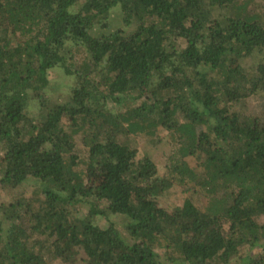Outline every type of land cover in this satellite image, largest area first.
I'll list each match as a JSON object with an SVG mask.
<instances>
[{
  "label": "trees",
  "instance_id": "obj_1",
  "mask_svg": "<svg viewBox=\"0 0 264 264\" xmlns=\"http://www.w3.org/2000/svg\"><path fill=\"white\" fill-rule=\"evenodd\" d=\"M55 263L264 264V0H0V264Z\"/></svg>",
  "mask_w": 264,
  "mask_h": 264
},
{
  "label": "rangeland",
  "instance_id": "obj_2",
  "mask_svg": "<svg viewBox=\"0 0 264 264\" xmlns=\"http://www.w3.org/2000/svg\"><path fill=\"white\" fill-rule=\"evenodd\" d=\"M116 26V25H115ZM252 63V61L248 60V64ZM62 79V78H61ZM60 81V80H58ZM56 96H60V97H65L64 95V91L61 90V92H59L58 94H54L51 98L54 99ZM60 100V99H59ZM155 136L156 137H164L166 136V132L161 129L158 128L155 132ZM139 151H140V157H142V155H145L146 153L150 152V145L149 144H143V141H139V145H138ZM152 158L156 161V164L158 166V170L160 172L161 175H164L165 172H167V168H166V164L164 162V159L162 157V153L161 150H155V152H153ZM189 165L192 166V168L195 167V162H193V160L189 161ZM33 184H25L21 187H19L18 189H16L13 192V195H29L31 193V191L34 189V187H32ZM191 188L192 185H186L183 187V185L179 184L177 181H173V185L172 187L167 190L164 194V197L161 200V203L164 207H169L171 209H175L177 207H180L183 204L184 199L186 198V194L183 193V188ZM160 252H163L162 250H159ZM255 253H257V250H252L251 251V255H255ZM55 264H59V263H55Z\"/></svg>",
  "mask_w": 264,
  "mask_h": 264
}]
</instances>
